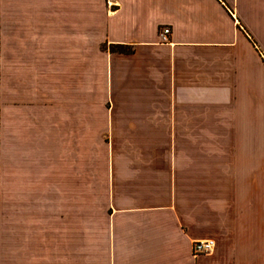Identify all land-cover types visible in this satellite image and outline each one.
Segmentation results:
<instances>
[{"label": "crops", "instance_id": "obj_1", "mask_svg": "<svg viewBox=\"0 0 264 264\" xmlns=\"http://www.w3.org/2000/svg\"><path fill=\"white\" fill-rule=\"evenodd\" d=\"M257 140L264 0H0V264H264Z\"/></svg>", "mask_w": 264, "mask_h": 264}, {"label": "rangeland", "instance_id": "obj_2", "mask_svg": "<svg viewBox=\"0 0 264 264\" xmlns=\"http://www.w3.org/2000/svg\"><path fill=\"white\" fill-rule=\"evenodd\" d=\"M259 143H264V140H257L255 141V144ZM239 150L237 153V164L243 165L246 161V157L250 158V154L252 155V152H250V147L247 146L246 141H239ZM94 146L98 147V143L96 142L94 144ZM93 148V147H92ZM234 143L233 141H228V163L236 164V157H235V151H234ZM259 148V147H258ZM256 149V148H255ZM259 151V150H258ZM257 161H256V165H257V170H255V168H253V171H249L244 173L245 177L249 180H253V179H258L259 181V185H260V190L263 189L261 188V185L264 184V147L260 148V152H257ZM92 157H87L85 161H88L89 159H91ZM98 160H101L97 155L96 158H94V163H96ZM88 164H93V163H87ZM85 174V173H84ZM101 182V180H100ZM98 178H85L84 181V186H83V199L84 202H86L87 200H89L91 198L92 195H97L98 194ZM86 215V212L84 211V216ZM91 216H85L84 217V233H85V229L86 227L89 228V225H91V221H88V219H90ZM90 235V234H89ZM89 235H83V243H90V241H86L87 239H89ZM8 238L7 241V245L4 246L5 250H4V260H10V245H9V234L7 236H4V239Z\"/></svg>", "mask_w": 264, "mask_h": 264}, {"label": "built area", "instance_id": "obj_3", "mask_svg": "<svg viewBox=\"0 0 264 264\" xmlns=\"http://www.w3.org/2000/svg\"><path fill=\"white\" fill-rule=\"evenodd\" d=\"M168 29L163 28L160 32V35L162 38H165V34L167 33ZM213 247V241L211 239L206 240H196L192 243L191 246V252L194 256L207 253L209 252Z\"/></svg>", "mask_w": 264, "mask_h": 264}]
</instances>
